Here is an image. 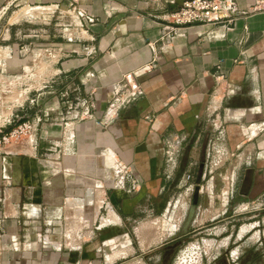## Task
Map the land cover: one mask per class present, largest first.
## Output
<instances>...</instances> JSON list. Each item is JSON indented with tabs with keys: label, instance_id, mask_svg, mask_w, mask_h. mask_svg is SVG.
<instances>
[{
	"label": "crops",
	"instance_id": "crops-1",
	"mask_svg": "<svg viewBox=\"0 0 264 264\" xmlns=\"http://www.w3.org/2000/svg\"><path fill=\"white\" fill-rule=\"evenodd\" d=\"M184 1L0 0V12H52L1 26L0 114L42 123L0 145V264H117L136 244L164 252L191 215L193 226L201 212L264 204V9L169 38ZM147 65L135 102L109 111L116 86ZM42 69L47 88L30 93L38 106H23L24 77ZM116 160L138 191L118 181ZM104 203L114 218L100 219Z\"/></svg>",
	"mask_w": 264,
	"mask_h": 264
},
{
	"label": "rangeland",
	"instance_id": "rangeland-1",
	"mask_svg": "<svg viewBox=\"0 0 264 264\" xmlns=\"http://www.w3.org/2000/svg\"><path fill=\"white\" fill-rule=\"evenodd\" d=\"M21 7L7 11L0 26L4 19L19 23L28 13ZM2 30L0 27V46L4 38ZM45 81V77L41 78L39 86L45 85ZM32 83L31 78L24 77L23 91H29ZM106 216L105 210H101L100 219ZM263 234L264 204L251 203L228 212L205 211L200 213L195 225L180 229L179 237L172 240L174 242H170L164 252L143 255L136 244L135 253H129L117 264H264Z\"/></svg>",
	"mask_w": 264,
	"mask_h": 264
},
{
	"label": "built area",
	"instance_id": "built-area-1",
	"mask_svg": "<svg viewBox=\"0 0 264 264\" xmlns=\"http://www.w3.org/2000/svg\"><path fill=\"white\" fill-rule=\"evenodd\" d=\"M59 6H56L58 9ZM262 6L254 7L247 11H241L238 7V4L235 0H186L182 2L181 6L174 12H172L167 21L172 26V30L167 34V37L172 38L173 35L177 34L180 29H184L191 26H207L212 28L222 27V28H229L230 26L234 25L235 22L241 18L245 17L246 15L259 12L263 10ZM10 10V7L3 9L0 12V23L3 17L6 15L7 11ZM22 11H28V14L23 15L22 17H28L29 19H34L35 16L38 14L42 16L44 22L51 21V8L48 6H26ZM20 12V10H19ZM76 12L74 7V3L68 6V9L64 11V13H73ZM23 13V12H22ZM79 16L82 17V13L78 12ZM89 23H93L94 20L88 18L87 20ZM1 27V26H0ZM4 38L1 39L2 42L5 41V29L2 30ZM3 51L1 50L0 46V57L2 56ZM151 65L144 66L137 71L126 75L123 80L116 86L115 88V100L110 106L109 111L114 112L116 109L119 108H126L131 103L135 102L136 98L141 94V86L139 84V79L148 74L151 71ZM44 70V71H43ZM46 69H42L38 77L35 76L33 78V82L29 89L26 92L22 91L21 97L23 98V106L28 105L30 107L38 106L39 99L37 97H31L30 93L31 90L34 88L36 91L37 88L39 89L36 92H41L46 90L47 88V76H46ZM0 74L3 75L2 72ZM45 77V85L39 86L40 79ZM36 79V80H34ZM42 81V80H41ZM35 82V83H34ZM44 82V80H43ZM35 92V93H36ZM24 98L26 103H24ZM67 94L62 95V99L67 104L68 108H72V104L66 99ZM84 115L89 116L90 109L93 108L92 105L86 104L85 105ZM25 109V107H24ZM82 119V115L80 116ZM1 120V128H0V145L2 146H9L15 142H19L24 138H28L35 134L37 131L38 125H40L41 118H36L35 121H26L20 122L18 120V116L13 115L11 118L6 117L3 113L0 114ZM12 129L9 133L4 134L2 131L3 128L6 126H11ZM114 173L119 182L125 184L129 182L131 184V191H138L140 189L139 181L136 179L133 171L130 167L126 166L119 160L114 161ZM262 205V202L259 203ZM105 210L107 216L106 217H115L116 214L114 213L113 209L108 204L102 205V210ZM3 216V215H2ZM103 220V218H101ZM0 224H1V217H0ZM101 224L97 227L99 230Z\"/></svg>",
	"mask_w": 264,
	"mask_h": 264
},
{
	"label": "water",
	"instance_id": "water-1",
	"mask_svg": "<svg viewBox=\"0 0 264 264\" xmlns=\"http://www.w3.org/2000/svg\"><path fill=\"white\" fill-rule=\"evenodd\" d=\"M191 218H192V215L190 216V219L187 221L185 228H188L190 226Z\"/></svg>",
	"mask_w": 264,
	"mask_h": 264
}]
</instances>
